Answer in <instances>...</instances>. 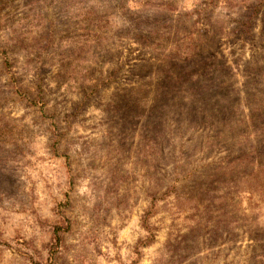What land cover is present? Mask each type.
<instances>
[{
	"label": "rangeland",
	"instance_id": "374dc122",
	"mask_svg": "<svg viewBox=\"0 0 264 264\" xmlns=\"http://www.w3.org/2000/svg\"><path fill=\"white\" fill-rule=\"evenodd\" d=\"M0 264H264V0H0Z\"/></svg>",
	"mask_w": 264,
	"mask_h": 264
}]
</instances>
